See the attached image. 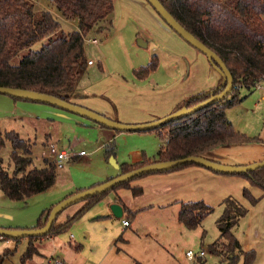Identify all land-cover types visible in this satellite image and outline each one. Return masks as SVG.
Returning a JSON list of instances; mask_svg holds the SVG:
<instances>
[{"label": "crops", "instance_id": "obj_1", "mask_svg": "<svg viewBox=\"0 0 264 264\" xmlns=\"http://www.w3.org/2000/svg\"><path fill=\"white\" fill-rule=\"evenodd\" d=\"M32 1L49 10L43 3ZM113 1L110 30L90 31L97 35L93 38L99 39L100 47L105 53L104 61L99 56L90 59L92 54H89L84 43L86 58L92 63H88L85 73L78 81L71 97L72 103L120 122L147 123L174 112L182 99L199 90L196 86L199 70L208 71L211 76L206 88H213L218 84L221 75L210 65L207 57L179 36L147 0ZM50 11L62 18L57 10ZM72 20L77 24L76 20ZM139 27L144 32L143 35L136 36L137 32H141ZM153 55L158 58L157 68L145 78L136 77L134 70L147 65ZM261 99H264V88ZM41 107L42 111L35 114V117L43 123L45 139L42 143L46 150L50 144L57 148L75 150L83 143H90L94 145L93 152L98 153L112 144L114 155L111 156L115 161H110L111 156L106 157V154L102 159L100 154L96 167H91L93 162L86 151L85 155L76 156L73 161L70 160L72 162L69 161L60 169L59 174L56 171V180L52 187L37 194L39 198L36 201L40 204L37 213L32 217H22V220L8 216L6 219H13L14 222L12 224L0 221L4 228H33L42 212L48 211L74 193L120 174L123 163L154 160L156 150L167 142L155 130L116 134L110 128L58 107L48 104ZM149 135H156L157 143L154 147L137 144L131 145L126 153L120 151L122 141L129 143L130 139L139 140ZM233 148L218 149L211 156L224 164L253 163L244 159ZM239 156L240 160L237 159ZM80 157L82 160H77ZM75 160H81L85 167H90L78 179L70 177ZM130 187H139L142 191L134 195L129 187L119 188L82 214L79 219L85 217L88 221L87 225L83 224L86 228L85 236L71 234L65 243V240L59 238V233L38 240L39 244L53 243L54 250L48 256H57L63 264H189L186 251L198 245L207 249L214 239H206V234L202 238L206 218L194 230L187 229L180 222L181 203L202 200L215 208L214 213H220V203L226 197L234 196L249 209L248 214L235 228V234L244 250H254L256 253L251 264H264V195L261 189L251 186L245 178L190 165L167 173L141 176L132 180ZM244 188H249L253 196L260 198L255 205H251L243 196ZM115 196L125 206L123 208L120 204L123 209L121 217L114 216L110 209L116 203ZM123 219H128L130 225L124 227ZM73 229L78 231L77 226ZM76 237L78 239L71 241ZM34 243L39 245L37 241Z\"/></svg>", "mask_w": 264, "mask_h": 264}, {"label": "trees", "instance_id": "obj_2", "mask_svg": "<svg viewBox=\"0 0 264 264\" xmlns=\"http://www.w3.org/2000/svg\"><path fill=\"white\" fill-rule=\"evenodd\" d=\"M160 1L180 25L222 59L233 77V89L222 100L151 129L159 132L162 140L167 139V142L159 147L156 158L123 163L120 166V173L152 162L187 156H201L220 162L211 156L218 149L240 144H264L263 138L248 136L236 130L226 116L228 108L245 98L239 96L240 88L252 91L264 80V0ZM51 3L63 18L76 20L78 28L65 32L56 15L39 7L32 0H0V86L28 89L71 102L78 81L88 65L84 49L85 37L91 30L98 32L110 30L114 1L51 0ZM105 35L107 37V33ZM36 43L41 44L39 49H33ZM21 52L25 53L14 62L13 59ZM208 61L210 65H215ZM157 66L158 58L153 55L147 65L134 70V75L145 78ZM222 81L223 77L220 76L215 87L183 99L177 104L175 111L194 106L220 93L225 88ZM7 140L12 146L9 159L15 164V169L10 174L0 160V190L3 194L13 201H25L52 187L57 175L54 162L44 158L41 167L28 168L32 161V145L30 146L29 140L20 138L14 131H2L0 128V150ZM21 151L23 154H20ZM105 154L106 157L114 155L112 144L105 149ZM190 165L195 164H184L149 174L167 173ZM144 175L148 174L139 175L102 194L76 203L81 204L80 207L66 214L62 222H57L58 216L66 210L65 208L55 219L48 234L26 237L29 239V245L21 257V264H27V260L38 252L34 243L36 240L66 231L87 209L107 194L122 187L131 188L134 195L140 194L142 189L130 187V182ZM233 175L245 178L251 186L261 189L264 195V167ZM242 194L251 205H255L260 199L253 196L249 188H244ZM114 201L122 204L116 196ZM220 205L222 211L216 220L219 236L208 245L209 250L219 257L221 264H251L256 253L254 250H244L235 234V228L240 220L249 212L248 207L234 196L226 197ZM122 206L125 208L123 204ZM50 210L40 214L33 228L42 227L46 223ZM214 210L213 206L202 200L182 202L179 220L187 229L194 230L200 227ZM130 215L133 216L131 213ZM205 234L206 231L203 230L202 238ZM20 239L22 238L13 240ZM8 253V250H4L0 254V264ZM198 264L206 262L199 260Z\"/></svg>", "mask_w": 264, "mask_h": 264}, {"label": "rangeland", "instance_id": "obj_3", "mask_svg": "<svg viewBox=\"0 0 264 264\" xmlns=\"http://www.w3.org/2000/svg\"><path fill=\"white\" fill-rule=\"evenodd\" d=\"M41 3L45 7H48L49 10H53L55 12L56 8L51 3V0H36ZM61 23V27L65 32H70L77 29V24L72 19H65L58 17ZM141 30V28L139 27ZM144 30H141V32H137L136 36L143 35L142 33ZM94 36H97L95 32H89L85 37V47L88 50L89 54H92L91 58L96 59L98 56L102 58L104 61L105 53L103 49L100 47V43L95 44L90 41ZM146 36L148 37V34L146 33ZM103 38V37H102ZM98 39V38H97ZM99 40V39H98ZM41 46L40 43H36L33 46V49H39ZM197 50V49H196ZM25 52H21L18 57H15L13 59L14 62L18 61V59L24 54ZM207 60V59H206ZM210 75H208V71H200L198 72V76L196 79V86L199 88V90L191 95L197 94L202 91H207L211 88H206L207 83L210 80ZM261 88H264V82H261ZM261 88L253 89L252 91H248L246 88H240L239 96L245 97L242 101L236 103L235 105L231 106L226 110V116L227 118L232 122L233 127L236 130H245L243 133L247 134L248 136H259L264 139V99H261ZM188 95V96H191ZM187 96V97H188ZM185 97V98H187ZM184 98V99H185ZM183 100V99H182ZM44 106L43 103L38 102H32L28 100H22V99H13L12 97L0 94V128L2 131H14L18 133L20 138L22 139H28L30 146L32 145V157H31V164L28 166L30 167H39L43 165V159H49L47 157V150L45 144L42 143V141L45 139V135L43 134V123L35 117V114L42 111V107ZM49 106V105H48ZM51 106V105H50ZM248 131L249 133H247ZM242 132V131H241ZM117 134V131H115ZM122 133V132H120ZM130 133V132H125ZM96 143V140H94ZM32 143V144H31ZM103 143V142H102ZM157 143L156 135H149L148 137H141L139 140H129V143H126L125 141H122L120 144V151H123V153L127 152L129 147L131 145H153V147ZM161 144V140H160ZM118 145V144H117ZM116 145V146H117ZM93 146L90 145V143L82 144L80 145L78 149H83L88 153V157L90 158L91 162H93V165L91 167H94L96 165V161L98 160V157L100 154L103 156L105 155V150L102 148L101 152H93ZM82 147V148H80ZM118 147V146H117ZM233 150L238 152L239 155L244 157V159L251 160L252 162H258L263 159L264 155V144L261 143H251V144H240L233 146ZM76 149L74 151H76ZM156 149V148H155ZM12 151L11 143L7 140L5 146L0 150V160L1 164L5 169L8 170L10 174L13 173L15 169V164L10 162V153ZM79 151V150H78ZM158 150H156L157 153ZM44 153V154H43ZM20 154H23L22 151ZM156 158V156H155ZM81 159L82 158H77ZM240 160L239 158H237ZM51 160V159H50ZM81 160L77 161L75 160L74 165L71 169L70 177L73 179H78L79 177H82L86 170L90 167L84 165L83 161ZM73 161V160H72ZM70 161V162H72ZM96 167V166H95ZM57 173L61 171L60 169H56ZM35 196V197H34ZM32 197L27 199L25 201H13L10 200L8 197H6L3 192L0 190V221L4 223H11L13 224L14 218L18 217L17 219L22 220V217L27 216H34L38 209H39V202L36 200L39 198L38 195H34ZM77 205L74 204L66 208L65 212L60 214L57 218V222H60L65 217V214L71 213L73 210L77 209ZM81 205V204H80ZM79 205V207H80ZM94 206V205H93ZM78 207V208H79ZM220 213H211L206 220L204 221L205 224H203L204 229L206 230V239L215 240L219 236V230L216 225V220L219 217ZM11 216L13 218L12 220L6 219V217ZM4 217V218H3ZM88 224V221H86L85 217H82L76 223H74L67 231L62 232L59 234V238L67 243V239H70V235H78V236H85V225ZM77 226L78 231L74 230L73 227ZM1 227V225H0ZM28 228H31L27 226ZM21 228V227H20ZM73 238L71 241H74ZM213 240V241H214ZM39 244L38 240H36ZM53 243L48 244L42 243L37 246L38 252L33 255L32 258L27 260V264H41L46 257H48V253L52 251L53 249ZM29 245V239L28 238H22L19 241H15L13 239H0V254L4 250H8L7 257L4 258V260L1 262V264H21V257L24 254V252L27 250ZM199 246V245H198ZM54 250V249H53ZM207 254L205 260L206 264H221L219 257L211 252L207 246ZM195 264H198L196 262Z\"/></svg>", "mask_w": 264, "mask_h": 264}, {"label": "water", "instance_id": "obj_4", "mask_svg": "<svg viewBox=\"0 0 264 264\" xmlns=\"http://www.w3.org/2000/svg\"><path fill=\"white\" fill-rule=\"evenodd\" d=\"M150 5L155 9V11L160 15V17L186 42L192 45L194 48L203 53L208 60L212 61L215 65L213 66L223 77L222 84L225 85V88L218 94L211 96L203 102H200L191 107H183L178 109L170 114L153 120L147 123H124L117 120L110 119L103 114H100L96 111L88 109L84 106L67 102L62 100L59 97L39 93L36 91L21 89V88H11L0 86V94L8 95L12 98L28 100L32 102H38L43 104H48L54 107H58L62 110L71 112L80 117L89 119L96 124L102 125L104 127L110 128L117 132H145L159 126H162L168 123L171 120H175L184 116H187L191 113L196 112L199 109L217 101L224 99L229 95L233 89V77L222 61V59L208 47H206L201 41H199L194 35L187 31L180 23L166 10L160 0H147ZM110 161L114 162V157L111 156ZM184 164H195L199 166L206 167L212 171L225 173V174H239L246 173L248 171L264 167V159L253 162L249 164H240V165H231L224 164L216 161L206 159L201 156H187L175 160L167 161H156L143 166H140L136 169H133L126 173H120L109 180H106L100 184H97L91 188L84 189L77 193H74L57 204H55L48 215L46 223L42 227L37 228H4L0 227V238L7 237L11 239H18L24 237H33V236H44L50 231L55 219L57 216L67 207L86 200L87 198L102 194L113 187L129 181L139 175L149 174L152 172H162L165 170H170L172 168L184 165ZM118 167V165L116 164ZM110 209L114 216L121 217L123 214L122 206L118 203H113L110 206Z\"/></svg>", "mask_w": 264, "mask_h": 264}, {"label": "built area", "instance_id": "obj_5", "mask_svg": "<svg viewBox=\"0 0 264 264\" xmlns=\"http://www.w3.org/2000/svg\"><path fill=\"white\" fill-rule=\"evenodd\" d=\"M90 41L95 44L99 43L98 39L96 38H92L90 39ZM88 63L91 64L92 61H88ZM257 88H261V83L257 85ZM85 154V150L74 151L73 149L57 148L54 144H50L47 148V157H49V159L54 162L56 169L63 168L70 160H72L76 156H83ZM122 224L124 227H127L130 225V222L128 219H123ZM206 254V248H204L202 245H199L196 248L188 249L185 253V256L189 264H195L199 260L205 259ZM41 264H63V262L57 256L50 255L46 257V259Z\"/></svg>", "mask_w": 264, "mask_h": 264}]
</instances>
